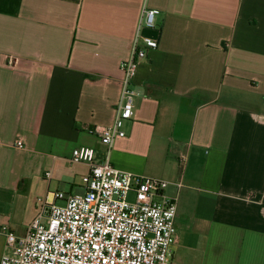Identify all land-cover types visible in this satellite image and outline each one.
Returning <instances> with one entry per match:
<instances>
[{"label":"crops","instance_id":"0c3cea01","mask_svg":"<svg viewBox=\"0 0 264 264\" xmlns=\"http://www.w3.org/2000/svg\"><path fill=\"white\" fill-rule=\"evenodd\" d=\"M145 6L158 47L110 162L170 182L176 264H264V0H0V259L3 226L85 192L74 148L105 158L92 129L114 121Z\"/></svg>","mask_w":264,"mask_h":264},{"label":"built area","instance_id":"2783aa9c","mask_svg":"<svg viewBox=\"0 0 264 264\" xmlns=\"http://www.w3.org/2000/svg\"><path fill=\"white\" fill-rule=\"evenodd\" d=\"M158 13L156 8H143L131 56L120 63L121 92L114 121L92 129L107 147L105 158L99 160L91 146L74 148L69 158L89 166L83 176L85 192L56 191L51 201L48 196L41 199L40 211L24 235L3 226L6 243L0 264H176L177 197L165 193L170 182L110 162L115 140L126 135L124 124L135 115L138 65L148 50L158 47L157 39L140 30L154 28ZM16 144L23 147L22 140Z\"/></svg>","mask_w":264,"mask_h":264},{"label":"rangeland","instance_id":"374dc122","mask_svg":"<svg viewBox=\"0 0 264 264\" xmlns=\"http://www.w3.org/2000/svg\"><path fill=\"white\" fill-rule=\"evenodd\" d=\"M180 188H181V187H180ZM184 190H185V187L182 188V192H183ZM168 193L171 194V193H172V189H169V190H168ZM176 196H177V195H176ZM176 196H173V197H176ZM133 198H134V195H133V193H131L130 196H129V199H130V200H133ZM177 200H178V199H177ZM58 203H59V204H62L61 201H59ZM177 203H178V201H177ZM181 204H182V202H181Z\"/></svg>","mask_w":264,"mask_h":264}]
</instances>
